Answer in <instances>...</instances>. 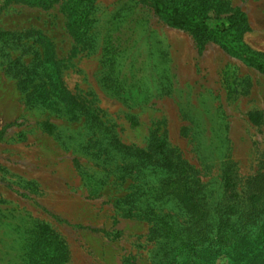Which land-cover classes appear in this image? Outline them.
I'll return each instance as SVG.
<instances>
[{
    "label": "rangeland",
    "instance_id": "obj_1",
    "mask_svg": "<svg viewBox=\"0 0 264 264\" xmlns=\"http://www.w3.org/2000/svg\"><path fill=\"white\" fill-rule=\"evenodd\" d=\"M199 3L213 26L244 12V50L264 64V0ZM70 5L0 0V32L29 35L0 43V264H53L41 241L65 251L61 264H157L152 225L117 204L135 182L100 129L141 149L163 137L215 202L232 168L244 196L264 173V118L250 119L264 116V73L214 42L200 50L140 0L83 1L81 37ZM68 93L85 109L72 110ZM157 211L188 219L175 201Z\"/></svg>",
    "mask_w": 264,
    "mask_h": 264
},
{
    "label": "trees",
    "instance_id": "obj_2",
    "mask_svg": "<svg viewBox=\"0 0 264 264\" xmlns=\"http://www.w3.org/2000/svg\"><path fill=\"white\" fill-rule=\"evenodd\" d=\"M22 1L51 4L60 0ZM83 1L71 0L69 8L73 13L72 25L79 37L83 36V28L88 25L89 14L85 11L88 4L81 6ZM140 1L170 28L189 32L200 50L205 44L214 42L228 54L264 73V64L255 54H247L242 44L243 35L251 30L244 12L238 10L226 18L217 17L218 23L213 26L208 23L207 14L211 8L208 3L177 0L173 6L164 0ZM141 19L147 23V19ZM28 37L0 32V43H20ZM230 37L232 40L228 39ZM64 101L74 111L85 109L69 93L64 96ZM263 118L262 114L250 117L254 124ZM100 132L108 141L105 152H115L123 162L122 178L135 182L128 188L130 193L117 204L129 218L137 217L152 225V238L160 241L161 257L157 264H217L222 258H226V264H264V173L247 181L242 196L235 192L236 177L232 168L224 170V192L215 202L211 192L195 178L193 168L168 148L163 137L154 135L150 147L141 149L108 137L103 128ZM168 201L177 202L186 211L188 219L185 224H179L170 214L157 211ZM41 242L45 246L40 247L41 255L36 254V257L45 260L50 257L53 264L64 262L66 257L62 248L57 246L54 249L46 241Z\"/></svg>",
    "mask_w": 264,
    "mask_h": 264
}]
</instances>
